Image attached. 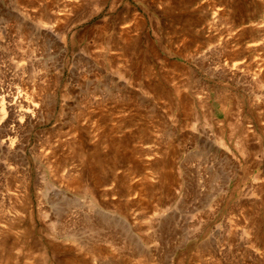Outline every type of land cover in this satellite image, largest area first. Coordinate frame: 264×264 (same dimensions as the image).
<instances>
[{
    "label": "rangeland",
    "instance_id": "1",
    "mask_svg": "<svg viewBox=\"0 0 264 264\" xmlns=\"http://www.w3.org/2000/svg\"><path fill=\"white\" fill-rule=\"evenodd\" d=\"M0 264H264V0H0Z\"/></svg>",
    "mask_w": 264,
    "mask_h": 264
},
{
    "label": "bare ground",
    "instance_id": "2",
    "mask_svg": "<svg viewBox=\"0 0 264 264\" xmlns=\"http://www.w3.org/2000/svg\"><path fill=\"white\" fill-rule=\"evenodd\" d=\"M70 1V0H69ZM69 5V4H68ZM71 5V4H70ZM18 15V14H17ZM61 19V18H60ZM18 20V19H17ZM56 20V19H55ZM21 21V20H20ZM58 21V20H57ZM56 21V22H57ZM52 22H53V20H52ZM59 22H61V20L59 21ZM46 24H47V22H46ZM56 24V23H55ZM58 24V23H57ZM44 25V24H43ZM42 25V26H43ZM49 25V24H48ZM61 25V24H60ZM56 26V25H55ZM54 26V27H55ZM58 26V25H57ZM49 27H52V26H49ZM19 28V27H18ZM37 29L39 28V27H36ZM40 28H41V26H40ZM43 29H44V27H43ZM46 29V28H45ZM51 29V28H50ZM59 29V28H58ZM19 30V29H18ZM36 30V29H35ZM35 30H34V32H35ZM39 30L40 29H38V32H39ZM46 30H48V28L46 29ZM45 31V30H44ZM47 32V31H46ZM49 32V31H48ZM49 33H51V32H49ZM28 34H29V32H28ZM42 35V34H41ZM49 35V34H48ZM52 35V34H51ZM23 70H25V69H23ZM14 71L16 72V70L14 69ZM18 71V70H17ZM17 73V72H16ZM27 101H28V99H27ZM26 101V102H27ZM31 107L30 106H28V105H25V108H23V114H21V115H23L22 116V118L24 119V118H29V115L27 114V113H30L31 111H33L32 109H30ZM10 111H11V118L9 119V121L7 122L8 124H9V122H12V123H15V125H17V126H19L20 125V123H22V120H19L18 118H19V115H18V113L15 111V107H11V109H10ZM34 112V111H33ZM32 112V113H33ZM2 114L5 116V114L6 113H4V109L2 110ZM21 118V119H22ZM3 120H5V118L3 117ZM8 120V119H7ZM22 125V124H21ZM21 127V126H20ZM10 140V139H9ZM11 141V140H10ZM9 141V142H10ZM5 147V146H4ZM7 147V146H6Z\"/></svg>",
    "mask_w": 264,
    "mask_h": 264
}]
</instances>
